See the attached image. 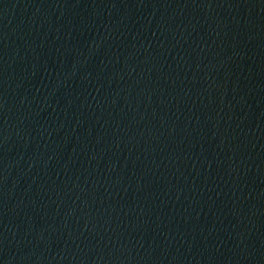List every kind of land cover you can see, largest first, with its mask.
I'll return each instance as SVG.
<instances>
[{
    "label": "water",
    "instance_id": "95a60500",
    "mask_svg": "<svg viewBox=\"0 0 264 264\" xmlns=\"http://www.w3.org/2000/svg\"><path fill=\"white\" fill-rule=\"evenodd\" d=\"M0 264H264V0H0Z\"/></svg>",
    "mask_w": 264,
    "mask_h": 264
}]
</instances>
